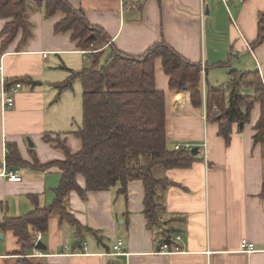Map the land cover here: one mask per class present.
I'll return each mask as SVG.
<instances>
[{
  "label": "crops",
  "instance_id": "obj_1",
  "mask_svg": "<svg viewBox=\"0 0 264 264\" xmlns=\"http://www.w3.org/2000/svg\"><path fill=\"white\" fill-rule=\"evenodd\" d=\"M68 1L85 12L90 24L104 29L111 46L121 52L141 55L165 41L187 60L207 67L201 83L203 105L196 108L188 92L174 102L169 77L157 60V87L167 93V143L172 148L190 143L198 153L191 166L162 173L179 184L161 191L160 197L174 233L169 252L161 250L164 243L148 225L143 181L133 180L127 196L118 193L119 186L90 191L85 198L72 191L68 210L85 229L61 221L55 212L48 231H40L45 250L36 248L39 230L29 226L35 248L27 257L37 264H264V142L254 141L259 104L241 130L234 125L230 144L219 134V123L208 121L206 114L208 90L227 88L232 70L259 72L264 83V41L254 44L264 0ZM64 16L57 12L48 17L42 4L31 3L33 37L17 51L19 33L0 54V221L52 204L62 178L58 167L8 168L9 143L31 164L33 151L40 163L65 159L56 142L44 140L45 134L66 140L72 152L80 148V139L71 132L82 124L74 125L81 118V91L76 96L73 87L67 88L58 97L55 84L71 70L86 67L90 54L72 40V31H55ZM4 23L0 18V47ZM105 50L109 53L108 45ZM15 80L21 87H15ZM5 88L14 97L10 107L2 105ZM242 91L253 94L252 89ZM7 171L21 180H11L3 173ZM79 184L85 186L83 177ZM118 239L124 242L123 254L112 255ZM243 240L254 243L255 250H243ZM17 248L11 232H0V264H21V256L13 253Z\"/></svg>",
  "mask_w": 264,
  "mask_h": 264
},
{
  "label": "trees",
  "instance_id": "obj_2",
  "mask_svg": "<svg viewBox=\"0 0 264 264\" xmlns=\"http://www.w3.org/2000/svg\"><path fill=\"white\" fill-rule=\"evenodd\" d=\"M31 3L42 4L46 16L57 12L64 18L55 25L56 32L72 31V40L88 51L92 63L80 70H71L69 77L55 84L60 93L72 88L76 80L82 84V124L71 133L80 139V148L72 152L67 141L52 139L65 154L63 160L40 163L33 151L34 162L24 160L15 143H9L6 165L39 169L58 167L61 183L52 204L37 207L25 215L0 221V232H11L19 248L14 254L21 256V264H37L27 257L35 248L29 226L46 233L49 219L57 212L61 221H68L79 230L84 226L70 213L67 199L72 191L85 198L90 191L109 190L119 186L118 193L127 196L128 185L142 180L145 187L144 214L149 227L161 243L171 244L172 228L165 220V206L161 191L179 185L162 175L173 168H186L196 159L191 150L172 148L167 143V93L157 87V60L169 77V90L175 103L188 92L191 105H203L201 83L207 67L194 63L179 54L165 41L153 44L141 55H129L111 46V36L101 27L89 23L82 9L73 7L68 0H0V18L5 19L1 32L0 54L22 33L17 51L33 37V23L28 17ZM264 41V13L260 15L258 37L254 44ZM109 53L104 62L105 46ZM222 65V64H221ZM227 88H211L206 95L207 120L219 123V134L230 144L234 125L239 130L251 121L256 104L260 116L254 125L255 143L264 142V83L259 72L231 71ZM30 83L32 82L31 78ZM20 82V80H15ZM10 83L6 86L9 88ZM252 89L248 94L242 89ZM83 177L85 186L79 184ZM97 234L91 228H86Z\"/></svg>",
  "mask_w": 264,
  "mask_h": 264
},
{
  "label": "built area",
  "instance_id": "obj_3",
  "mask_svg": "<svg viewBox=\"0 0 264 264\" xmlns=\"http://www.w3.org/2000/svg\"><path fill=\"white\" fill-rule=\"evenodd\" d=\"M223 1L228 2V0H223ZM86 52H88V51H86ZM43 55L47 56V53H44ZM15 87L16 88L21 87V83L20 82L16 83ZM13 104H14V97L11 94L7 95L6 94V88H5V93H3V97H2V105L4 107H10ZM175 148L176 149L184 148L186 150H192V145L190 143H179V144H176ZM7 153H8V150H7ZM3 173L5 175H8L11 180L20 181L21 178H22V177L18 176L13 171H7V172H3ZM41 238H42V233L39 231L37 233V237H36L35 243H37L39 240H41ZM176 238H177V240H180L181 237H180V235H178ZM123 245H124L123 240L122 239H118L116 244H114V246H113V252H111L110 254H112V255L123 254V251H122ZM242 249L245 250V251H248V252H253L255 250V244L252 243V242H248L247 240H243L242 241ZM161 250L164 251V252H169L170 251V245L167 244V243L162 244ZM175 250H179V247L176 246Z\"/></svg>",
  "mask_w": 264,
  "mask_h": 264
},
{
  "label": "rangeland",
  "instance_id": "obj_4",
  "mask_svg": "<svg viewBox=\"0 0 264 264\" xmlns=\"http://www.w3.org/2000/svg\"><path fill=\"white\" fill-rule=\"evenodd\" d=\"M35 4V3H34ZM108 55V53L106 52L105 53V55L102 57V59H101V62H104V60H105V58H106V56ZM88 57H89V64H87V66H89V65H91V63H92V56H90V55H88ZM86 66V67H87ZM81 91V93H79ZM71 92L73 93V94H76V96H77V93H79V94H81V96H82V84H81V82L79 81V80H76L75 81V83H74V85H73V89L71 90ZM79 96V95H78ZM74 106V105H73ZM79 108H80V106L77 108V112L78 113H81L80 115V117L81 118H77L78 120L76 121V124L74 123V125L76 126L77 125V123L80 125L81 123H82V117H83V109H82V100H81V108H80V112H79Z\"/></svg>",
  "mask_w": 264,
  "mask_h": 264
},
{
  "label": "water",
  "instance_id": "obj_5",
  "mask_svg": "<svg viewBox=\"0 0 264 264\" xmlns=\"http://www.w3.org/2000/svg\"><path fill=\"white\" fill-rule=\"evenodd\" d=\"M29 144H30V146H33V143L31 141L29 142ZM191 152H192L193 155H196L198 153V147L192 148ZM173 231L174 232H180L181 230L173 229ZM36 248L39 249V250H45L47 248V246L42 242V240H39L36 243Z\"/></svg>",
  "mask_w": 264,
  "mask_h": 264
}]
</instances>
